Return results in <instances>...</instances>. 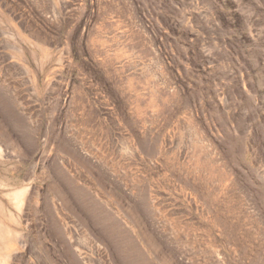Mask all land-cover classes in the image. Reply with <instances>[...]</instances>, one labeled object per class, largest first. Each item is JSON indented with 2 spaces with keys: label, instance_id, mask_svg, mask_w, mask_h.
<instances>
[{
  "label": "rangeland",
  "instance_id": "374dc122",
  "mask_svg": "<svg viewBox=\"0 0 264 264\" xmlns=\"http://www.w3.org/2000/svg\"><path fill=\"white\" fill-rule=\"evenodd\" d=\"M0 200V264H264V0H0Z\"/></svg>",
  "mask_w": 264,
  "mask_h": 264
},
{
  "label": "bare ground",
  "instance_id": "6f19581e",
  "mask_svg": "<svg viewBox=\"0 0 264 264\" xmlns=\"http://www.w3.org/2000/svg\"><path fill=\"white\" fill-rule=\"evenodd\" d=\"M11 191V190H10ZM21 195H22V190L21 189H16L15 190V196H16V198L18 199V198H20L21 197ZM0 203H2V201L0 200ZM8 218V217H7ZM8 233V232H7ZM6 233V234H7ZM6 237V236H5ZM3 238V237H2ZM2 244V243H1Z\"/></svg>",
  "mask_w": 264,
  "mask_h": 264
}]
</instances>
